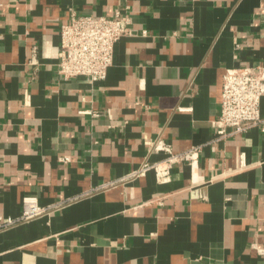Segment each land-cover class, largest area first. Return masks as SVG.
<instances>
[{"label": "crops", "instance_id": "crops-1", "mask_svg": "<svg viewBox=\"0 0 264 264\" xmlns=\"http://www.w3.org/2000/svg\"><path fill=\"white\" fill-rule=\"evenodd\" d=\"M117 10L105 79H60L59 28ZM254 64L264 0H0V218L47 208L0 227V264H264V97L261 123L215 139L224 71ZM157 139L200 150L125 181L165 158Z\"/></svg>", "mask_w": 264, "mask_h": 264}, {"label": "built area", "instance_id": "built-area-1", "mask_svg": "<svg viewBox=\"0 0 264 264\" xmlns=\"http://www.w3.org/2000/svg\"><path fill=\"white\" fill-rule=\"evenodd\" d=\"M129 25V18L118 10L111 18L77 16L72 13L68 23L59 28L58 77L62 80L81 77L88 83L105 79L112 62L114 45L120 38L130 35ZM262 97L264 64L227 68L221 77L220 111L215 121V139L235 133L242 134L246 129L261 123L259 105ZM144 143L166 156L159 162L142 163L125 176V181H131L151 170L157 183H165L169 180L172 164L191 163L200 150L199 147H191L174 153L170 145L161 140ZM58 160L66 163L69 157L62 156ZM116 183H104L97 189L112 187ZM46 212L47 208L40 206L36 197L25 196L21 199L19 216L16 219L0 218V227L26 222Z\"/></svg>", "mask_w": 264, "mask_h": 264}]
</instances>
